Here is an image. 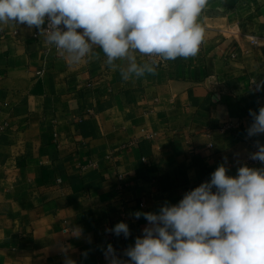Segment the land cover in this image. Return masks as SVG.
<instances>
[{"label": "crops", "instance_id": "crops-1", "mask_svg": "<svg viewBox=\"0 0 264 264\" xmlns=\"http://www.w3.org/2000/svg\"><path fill=\"white\" fill-rule=\"evenodd\" d=\"M198 23L196 56L128 82L100 49L73 66L35 28L0 25V264H107L109 243L127 260L148 224L133 213L178 204L221 164L264 167L246 160L264 144L247 136L264 106V0H208ZM119 222L127 239L105 231Z\"/></svg>", "mask_w": 264, "mask_h": 264}, {"label": "clouds", "instance_id": "clouds-1", "mask_svg": "<svg viewBox=\"0 0 264 264\" xmlns=\"http://www.w3.org/2000/svg\"><path fill=\"white\" fill-rule=\"evenodd\" d=\"M208 0H0V25H26L70 65L99 60L122 81L155 74L160 61L196 56L204 40L198 23ZM47 24V27H44ZM150 59L138 62L136 53ZM117 61L126 62L123 65ZM255 83V81H254ZM264 82L256 84V90ZM249 138L264 134V106L249 110ZM249 158L264 165V144ZM224 164L210 181L185 193L158 213L135 212L148 222L121 259L109 243L107 264H264V167L247 165L228 175ZM127 239L119 222L106 229ZM77 234L82 230L77 229ZM86 257L87 252L83 253ZM67 264H75L67 261Z\"/></svg>", "mask_w": 264, "mask_h": 264}, {"label": "built area", "instance_id": "built-area-1", "mask_svg": "<svg viewBox=\"0 0 264 264\" xmlns=\"http://www.w3.org/2000/svg\"><path fill=\"white\" fill-rule=\"evenodd\" d=\"M44 27H47V24H45ZM38 35H39L38 32L34 34L35 37H37ZM43 38H44V36H43ZM44 39H45V38H44ZM251 44L254 45V46H257V45H258V42H257V40H256L254 37H251ZM50 47H51L54 51H56L55 48H54L53 46H50ZM36 74H39V72H36ZM252 85L255 86L254 83H253ZM216 98L218 99V95H216ZM231 126H232L231 123L226 122V123H224L223 125H221V126L219 127V132H220V133H223L226 129L230 128ZM208 146L211 147V144H208ZM257 150H258V149H257V147H256V144H253V151H252L251 153H253V152L257 151ZM251 153H249V154L246 156V160H247V162H249V163H258L259 161H254V160H251V159L249 158V156H250Z\"/></svg>", "mask_w": 264, "mask_h": 264}]
</instances>
